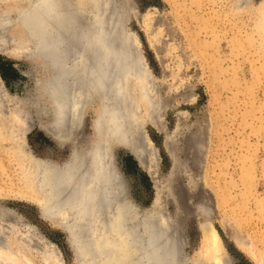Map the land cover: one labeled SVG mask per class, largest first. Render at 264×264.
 <instances>
[{
    "label": "rangeland",
    "instance_id": "obj_1",
    "mask_svg": "<svg viewBox=\"0 0 264 264\" xmlns=\"http://www.w3.org/2000/svg\"><path fill=\"white\" fill-rule=\"evenodd\" d=\"M261 1L249 0L239 6L236 0H108L107 8L104 5L102 19L111 20L113 9L117 16L123 15L116 34L124 31L128 42L136 39L132 46L148 73L152 90L149 96L155 107L160 105L154 112L159 113L161 120L155 117L156 126L148 119L142 122L157 148L155 177L151 180L121 148L116 151L118 166L134 204L142 209L165 208L171 227L186 243L182 249L187 257L202 248L199 225L206 223L217 233L233 264H264ZM76 2L84 9L82 20L88 22L91 0ZM18 6L16 0H0L1 13L13 15ZM6 25L0 30V42L5 44L0 47V88L21 102L33 121L32 128L23 136L33 155L62 162L67 158V148L59 146L37 125L47 120L34 104V82L41 75L37 70L40 67L26 56L30 46L22 49L18 45L23 42L24 30L16 21ZM21 50H27L24 56L28 59L7 54ZM86 106L82 119L84 131L89 132L95 107ZM172 163L176 171L168 178ZM21 172L20 160L9 157V145L0 142L2 204L14 209L36 229L37 237H43L34 241L38 254L41 247L54 245L62 264H74L66 234L42 219L36 205L20 195ZM202 178L206 181L203 190L209 204L204 216L193 207L200 202ZM192 184L195 189H191ZM171 186L175 196L168 198L166 193ZM238 239L248 242L249 252L237 246ZM34 254L36 263L41 264L38 254Z\"/></svg>",
    "mask_w": 264,
    "mask_h": 264
},
{
    "label": "bare ground",
    "instance_id": "obj_2",
    "mask_svg": "<svg viewBox=\"0 0 264 264\" xmlns=\"http://www.w3.org/2000/svg\"><path fill=\"white\" fill-rule=\"evenodd\" d=\"M16 1L19 6L13 15L0 12V30L16 21L24 30L23 42L18 45L22 49L30 46L26 56L40 67L41 75L34 82V104L47 120L39 122L38 128L55 142H62L76 128L79 112L83 115L91 104L95 107L93 133L106 132L109 139L129 145L140 168L155 177L156 160L144 154L139 124L147 119L155 124L156 116L160 120L159 113H154L160 105L155 107L149 96L148 73L132 46L136 39L128 42L124 26L121 35L116 34L123 15L117 16L113 9L111 20L102 19L108 0L100 5V0H91L88 22L82 20L84 9L76 0ZM236 2L241 6L249 0ZM259 10L264 20V0ZM25 51L7 54L25 58ZM26 111L0 88V142L9 145V157L21 162L18 194L36 205L42 219L66 234L74 264H233L217 233L206 223L199 225L202 248L187 257L182 249L185 241L173 230L169 217L140 214L109 154L101 151L103 138L94 136L91 151L75 152L65 163L33 155L23 138L33 122ZM134 121L133 132L128 125ZM202 185L200 202L193 206L200 216L209 206L204 178ZM194 187L192 184L191 189ZM2 201L0 194V264H37L34 241L43 237H37L36 229ZM91 240L95 245L88 249ZM244 240L238 239L236 244L248 251L251 246ZM48 246L41 247L38 254L41 264H62L54 245L50 246L53 250Z\"/></svg>",
    "mask_w": 264,
    "mask_h": 264
},
{
    "label": "water",
    "instance_id": "obj_3",
    "mask_svg": "<svg viewBox=\"0 0 264 264\" xmlns=\"http://www.w3.org/2000/svg\"><path fill=\"white\" fill-rule=\"evenodd\" d=\"M132 115L133 114H131V116ZM129 124L130 125H128V124L127 125L130 127V131L134 132V129L136 128L135 127V121L132 122V123H129ZM84 125L85 124H84V120L82 119V114H81V112H79L78 124H77L76 128L72 131V133L70 135L66 136L62 140V142H57L59 146L66 147L67 150H68L67 158L64 161H62L61 163H65L66 161H68L69 156H71L75 152H76V154H80V153H86V152L91 151L92 148H93V144H94L96 138L98 140V138L101 137V138H103L102 141H101V144H100L101 151H102L103 155L104 154H109L110 161H111L112 165L114 166V168L116 170H118V172L120 173L122 179L125 182V185H126V188H127L128 194H129L128 182H127V180L125 178L124 173L121 171L120 167L118 166L117 152L116 151L119 148L126 150V152L129 155H131V157L134 159L136 164L139 166L141 164L137 160L136 155L132 152V150L130 149L129 145H125V144H122V143L117 142L115 140L109 139L107 137V135H105L106 132H101L100 134L93 133L91 124H90V131L89 132H85L84 131ZM139 126H140L139 127V132H141L139 134H141V136L143 137V140H144V143H143L144 146L142 145L143 148H144V154L145 155H149L151 157V159H152V157H155L156 162L153 164V166L157 167V163H158V159H159L158 153H157V148L154 145L153 140L151 139L148 131L145 129L143 124L140 123ZM31 128H32V125H31L30 129ZM140 141H141V144H142V140H140ZM168 168L169 169H168V176L167 177L170 178V177H172L175 174L176 166H175L174 163H172ZM147 176L150 177V179L152 180V178H151V176L149 174H147ZM165 188L167 189L168 187H165ZM172 195L175 196V192H174V190L172 189V186H171V190L169 188V192L167 191L166 196L168 198H172ZM135 207L138 209V211H140V214L144 213L146 215V217H147V215L148 216H150V215L153 216V214L157 215V217H160V218L163 215L166 216L164 207H162V208H153L152 207V208H143L142 209V208H139L136 204H135ZM150 211H153V213L150 214ZM65 240H66V242L68 241V237L67 236L65 237ZM88 243L90 244V245L89 244L87 245L88 249L94 247V245H95V244H93L94 243L93 241L92 242H88Z\"/></svg>",
    "mask_w": 264,
    "mask_h": 264
}]
</instances>
